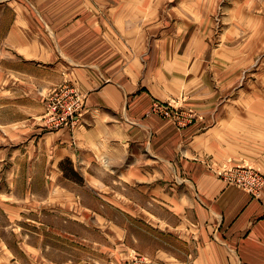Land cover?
<instances>
[{"label":"crops","instance_id":"1","mask_svg":"<svg viewBox=\"0 0 264 264\" xmlns=\"http://www.w3.org/2000/svg\"><path fill=\"white\" fill-rule=\"evenodd\" d=\"M101 5L97 0H0L1 14L11 15L5 56L19 58L25 72L49 69L55 81L50 83L68 82L86 98L81 126L47 129L38 141L41 153L57 170L63 161L72 162L85 179L83 191L109 194L102 195L105 207H117L126 222L135 218L157 229L149 233L146 250L127 247L128 254L148 255L156 264H264V189L253 196L217 174L229 158L230 165L255 163L264 170V102L251 103L247 86L227 87L234 78L219 82L200 67L186 72V65L192 69L191 64L205 61L190 54L194 41L205 46L200 35L179 40L182 53L178 49L172 56L182 63L183 87L166 92L129 48L168 46L173 37L150 40L141 24L123 20L121 28L112 12L122 31L121 39L115 38L99 25ZM157 102L193 108L199 119L179 128L153 112ZM82 197L78 221L93 222ZM106 216L97 221L115 224ZM116 227L126 234V226ZM173 235L187 243L185 252L174 251Z\"/></svg>","mask_w":264,"mask_h":264},{"label":"rangeland","instance_id":"2","mask_svg":"<svg viewBox=\"0 0 264 264\" xmlns=\"http://www.w3.org/2000/svg\"><path fill=\"white\" fill-rule=\"evenodd\" d=\"M97 2L102 3L97 8L99 25L115 38L121 39V28L125 27L123 20L141 24L139 27L147 29L143 34L148 31L150 40L170 33L173 40L168 41V46L157 43L129 48L136 58L140 57V65L145 66L166 92H175L183 87L179 83L184 78L182 63L172 56V52L176 53L178 49L182 53L179 40H196L200 35L205 39V46L201 47L194 41L196 44L193 46V42L190 46V54H200L205 61L191 64L192 69L190 64L186 65V72L200 67L206 71L207 77L219 82L226 83L234 78L232 85L228 83L227 87L247 86V94L253 95L251 103L264 102V0ZM112 12L120 20V29ZM10 19V14L0 12V264H124L135 256L149 258L152 264H156L148 255L128 254L127 250V247L137 246L146 250L148 239L152 238L149 233L155 234V227L135 218L126 222L121 214L118 215L117 207H105L102 197L109 198V194L83 191L81 185L85 179L72 162L63 161L58 166L59 171L53 167V160L41 153L38 145L41 135L50 128L73 131L80 127L86 103L77 126L59 128L50 122L53 95L65 88L77 89L68 82L56 87L50 83L55 81H51L54 75L49 69H30L27 72L26 68L25 72L19 58L5 56L3 40ZM44 78L46 80H42ZM44 83L52 85L45 88ZM192 109L188 108L195 117V123L199 116L197 110ZM227 161L221 170L225 167H248L264 175L263 168L255 163L242 162L240 166H234L229 164L230 158ZM51 168L55 174L49 172ZM111 193L114 196V192ZM82 194L91 206L93 222L78 221L82 216L79 212L83 209L79 203ZM129 194L130 197L136 196L133 191ZM153 210L164 212L161 208ZM98 215H107L115 224L102 219L97 221ZM173 220L176 225L177 218ZM122 225L127 227L124 235L117 232L116 226ZM191 227L196 231L194 225ZM173 243L175 252L186 251L184 244L187 243L176 235H173Z\"/></svg>","mask_w":264,"mask_h":264},{"label":"built area","instance_id":"3","mask_svg":"<svg viewBox=\"0 0 264 264\" xmlns=\"http://www.w3.org/2000/svg\"><path fill=\"white\" fill-rule=\"evenodd\" d=\"M59 93V92H58ZM50 104L52 117L50 122L59 128L63 126H77L80 117L84 114L86 98L77 90L65 88L59 94H54ZM153 112L162 118L173 121L178 127L184 128L191 125L195 117L185 108H176L172 104L157 102ZM229 183L247 190L253 196H259L264 189V175L254 168L235 167L224 168L217 173ZM124 264H152L149 258L134 257Z\"/></svg>","mask_w":264,"mask_h":264}]
</instances>
